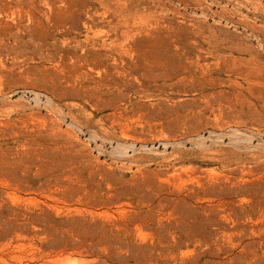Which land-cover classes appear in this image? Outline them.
Segmentation results:
<instances>
[{
    "label": "rangeland",
    "instance_id": "rangeland-1",
    "mask_svg": "<svg viewBox=\"0 0 264 264\" xmlns=\"http://www.w3.org/2000/svg\"><path fill=\"white\" fill-rule=\"evenodd\" d=\"M131 1L0 0V264H264V0Z\"/></svg>",
    "mask_w": 264,
    "mask_h": 264
},
{
    "label": "bare ground",
    "instance_id": "bare-ground-1",
    "mask_svg": "<svg viewBox=\"0 0 264 264\" xmlns=\"http://www.w3.org/2000/svg\"><path fill=\"white\" fill-rule=\"evenodd\" d=\"M95 1L98 4V6L101 7L106 13H111L114 19H111L109 21L108 25H106V26H100L93 19H91L89 22L85 21V20L82 21V25L85 26L87 28V30H86V33L83 34L84 38L82 40L76 41L75 45H74V48H77V50L79 51V53L76 52L77 56L82 58V59L87 58V53H88V50H89V52L91 51L90 49H92L94 51L101 50V51H103V53H102L103 56H107V57L110 56V53L113 50V49H111V45L115 40L118 39V36L116 34L113 38H111V33L115 32L117 29H123L120 31V36L126 38L128 36V33H129L128 29L131 28V25L129 24V20L133 19V15L131 13L132 11L130 10V8L132 6L131 0H95ZM44 3H45V1H44ZM90 9H96V8L92 5L91 0H85L84 5L81 7L79 12H82V11L88 12ZM62 10L64 11V9H62ZM65 23H67L66 20L61 21V23L58 24V26L59 25L62 26ZM99 26L104 27V29L105 28L106 29L103 30V28H102V29H99L101 31H98V32L95 31L96 27L100 28ZM20 31L25 35L28 34L27 40L29 42H25V43L35 42L37 45H43L41 40L35 41L34 39H32V37H30V33H28V31L26 30V27L24 28V24L22 26L18 27L17 31L15 33H13V32L10 33L9 36L14 38V39H19L20 35H18V33ZM31 36H32V34H31ZM49 36H50L49 37L50 40L48 41V39H47V42H45L42 39L45 42L44 46H45L46 50H48L50 48L53 49L56 47V39L51 34ZM66 40H67V37L64 35L62 40H60V43H64V41H66ZM0 42H1L2 47L7 48V45L4 43L2 36H0ZM96 53H98V52H96ZM43 54L44 53H42V55ZM48 54L49 53H47L46 55L44 54V55L46 57H48ZM88 55L90 56V53ZM92 56L93 55L91 52V57ZM49 58H51V57L49 56ZM44 59H46V58H44Z\"/></svg>",
    "mask_w": 264,
    "mask_h": 264
}]
</instances>
